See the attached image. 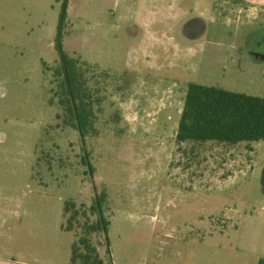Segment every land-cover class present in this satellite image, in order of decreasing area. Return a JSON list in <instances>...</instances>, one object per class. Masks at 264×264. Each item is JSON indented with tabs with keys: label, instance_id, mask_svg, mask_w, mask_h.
Listing matches in <instances>:
<instances>
[{
	"label": "rangeland",
	"instance_id": "374dc122",
	"mask_svg": "<svg viewBox=\"0 0 264 264\" xmlns=\"http://www.w3.org/2000/svg\"><path fill=\"white\" fill-rule=\"evenodd\" d=\"M66 1L0 0V259L70 258L65 205L83 225L105 191L113 264H217L236 201L261 191L264 142L176 134L191 83L264 98V0H68L63 50L94 67L85 141L58 119Z\"/></svg>",
	"mask_w": 264,
	"mask_h": 264
},
{
	"label": "trees",
	"instance_id": "16d2710c",
	"mask_svg": "<svg viewBox=\"0 0 264 264\" xmlns=\"http://www.w3.org/2000/svg\"><path fill=\"white\" fill-rule=\"evenodd\" d=\"M67 1L57 37L60 63L54 71L56 97L62 108L58 119L64 127L78 131L82 141H85L97 134L95 106L98 101H94L95 95L88 77L94 72V67L80 58L67 55L63 50ZM176 141L179 144L214 142L227 146L264 142V98L191 83L186 93ZM261 191L264 195V165ZM107 198L105 191L101 194L96 192L94 204L88 213H84L86 220L83 225L77 222V211L67 218L69 210L75 209V203L68 202L65 205L63 230L75 237L69 264H106L99 254L101 246L107 249V264H113L108 236L110 220L106 216ZM94 217L96 220L93 222L91 219ZM94 237L99 240L97 244L93 243Z\"/></svg>",
	"mask_w": 264,
	"mask_h": 264
},
{
	"label": "crops",
	"instance_id": "0c3cea01",
	"mask_svg": "<svg viewBox=\"0 0 264 264\" xmlns=\"http://www.w3.org/2000/svg\"><path fill=\"white\" fill-rule=\"evenodd\" d=\"M236 202L244 203L246 206L243 209L235 206L231 212L228 218L232 230L230 243L228 246H220L217 250L219 253L223 252L217 264H264V195L260 191L254 197H251L250 200L238 199ZM63 224L64 220L60 227L57 228L59 235L65 233ZM11 229L13 231V228ZM39 249H41V246ZM71 254L70 258L60 262L0 259V264H69Z\"/></svg>",
	"mask_w": 264,
	"mask_h": 264
}]
</instances>
